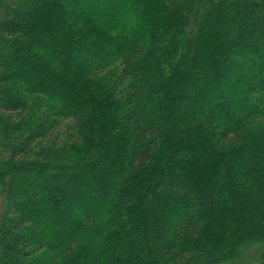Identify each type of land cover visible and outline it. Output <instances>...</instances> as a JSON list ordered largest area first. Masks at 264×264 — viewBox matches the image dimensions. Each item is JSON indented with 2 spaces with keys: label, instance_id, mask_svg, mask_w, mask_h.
Wrapping results in <instances>:
<instances>
[{
  "label": "trees",
  "instance_id": "obj_1",
  "mask_svg": "<svg viewBox=\"0 0 264 264\" xmlns=\"http://www.w3.org/2000/svg\"><path fill=\"white\" fill-rule=\"evenodd\" d=\"M0 264H264V0H0Z\"/></svg>",
  "mask_w": 264,
  "mask_h": 264
},
{
  "label": "rangeland",
  "instance_id": "obj_2",
  "mask_svg": "<svg viewBox=\"0 0 264 264\" xmlns=\"http://www.w3.org/2000/svg\"><path fill=\"white\" fill-rule=\"evenodd\" d=\"M4 155H6V153L4 152V150H3V149L1 148V146H0V159H1ZM3 207H4V204H3V197H2V194H1V191H0V212L2 211Z\"/></svg>",
  "mask_w": 264,
  "mask_h": 264
}]
</instances>
